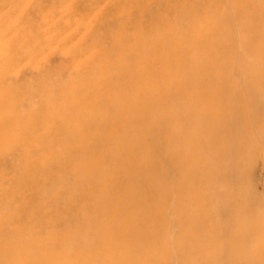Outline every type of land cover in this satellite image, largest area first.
Wrapping results in <instances>:
<instances>
[{"label": "rangeland", "instance_id": "rangeland-1", "mask_svg": "<svg viewBox=\"0 0 264 264\" xmlns=\"http://www.w3.org/2000/svg\"><path fill=\"white\" fill-rule=\"evenodd\" d=\"M8 1L45 98L1 108L0 264H264V0Z\"/></svg>", "mask_w": 264, "mask_h": 264}, {"label": "bare ground", "instance_id": "bare-ground-1", "mask_svg": "<svg viewBox=\"0 0 264 264\" xmlns=\"http://www.w3.org/2000/svg\"><path fill=\"white\" fill-rule=\"evenodd\" d=\"M8 0H0V2H4L6 4ZM110 1V0H109ZM9 2V1H8ZM11 2V0H10ZM10 4V3H9ZM101 4V3H100ZM76 5V4H75ZM111 6V4H109ZM4 4L1 5L0 4V15L3 12L4 9ZM69 7V6H68ZM107 7V6H106ZM105 7V8H106ZM104 8V9H105ZM110 8V7H109ZM33 9V8H32ZM72 9V8H71ZM103 9V10H104ZM31 8L26 6H15L12 8V10H10L11 12H6L5 13V19H1L0 18V163L2 164H7L8 165V160L12 154V150H15V152L17 150H19L21 147V145H17V144H13V142L11 141L10 137H7V134L12 131L14 128L18 127L21 131H23V133L26 132H30L31 129V124L29 122H31V117L29 119V115L27 114V107H25L19 114L15 115L14 117H6L4 116V112L1 110L2 107H10V108H18V107H23L26 104H28L30 101L32 102L33 100L38 101V99H44L45 96H42L40 93H34V90L32 89L31 85L29 83L26 84H18L15 85L13 84V81H20L23 80L25 75L28 74L27 73V69L29 68V65H26L25 67L21 68V63H22V56L23 54L20 53L23 50H19V48L16 47V45H21L22 47H29L32 45H37L38 43L41 42V39H37V35L36 38L35 36L33 37L32 35H28L25 30H22L20 28V20H17L16 22L12 23L13 19L16 17V14L19 13L20 11L23 12V14H28L30 12ZM96 10V9H95ZM70 11V10H69ZM99 11V10H98ZM105 11V10H104ZM99 14V13H98ZM100 15V14H99ZM40 17V16H39ZM54 18V17H53ZM97 18V17H96ZM121 18V17H120ZM61 20V19H60ZM25 21V20H24ZM53 20L51 18H49L48 22H52ZM120 22V21H119ZM24 26V25H23ZM108 27V26H107ZM72 29V28H71ZM70 29V30H71ZM120 29V28H118ZM18 31V32H17ZM123 31V30H122ZM16 34V36H14ZM39 35V34H38ZM51 36V35H50ZM59 37V36H58ZM46 38V37H45ZM48 38V37H47ZM46 38V39H47ZM68 38V37H67ZM19 39V40H18ZM45 39V40H46ZM19 43H18V41ZM50 40V39H49ZM52 41V39L50 40ZM59 41V40H58ZM44 42V41H43ZM47 42V41H46ZM107 45V44H106ZM118 46H120L119 44H117ZM55 47V46H54ZM154 47H158L156 44L154 45ZM116 48V47H115ZM43 50V49H42ZM97 52V51H96ZM159 52H161V50H159ZM22 54V55H21ZM28 56V55H27ZM24 59V58H23ZM38 59V58H37ZM52 60V59H51ZM38 61V60H37ZM162 60L158 59L157 57L154 58V65L149 69V71H145L144 73L146 74V76L149 77H154L155 74H158L161 72L165 73L167 70V60H166V65L165 63L161 62ZM36 63V62H35ZM161 64V65H160ZM35 66V65H34ZM42 66V65H41ZM163 66H165L164 68H162ZM43 67V66H42ZM47 67V66H46ZM39 68V66H38ZM44 69V67H43ZM191 69V68H190ZM192 70V69H191ZM41 71V70H40ZM43 72V71H42ZM144 73L140 74L143 75ZM151 74H153L152 76H150ZM29 75V74H28ZM45 75V74H44ZM47 75V74H46ZM121 75L123 77H128V75L126 74V71H123L121 73ZM52 77V76H51ZM50 77V78H51ZM138 78L135 77L134 75H132L130 78ZM48 78V77H47ZM32 79V78H30ZM25 80V79H24ZM23 80V82H24ZM42 80V79H41ZM50 80V79H49ZM137 80V79H135ZM47 81V80H46ZM54 81V78H53ZM21 82V81H20ZM26 82V81H25ZM29 82V81H28ZM44 82V81H43ZM50 82V81H49ZM18 83V82H16ZM51 83V82H50ZM55 83V82H54ZM39 84H37L38 86ZM41 85V84H40ZM48 85V84H47ZM53 85V84H52ZM59 85V84H58ZM55 86V85H54ZM37 88V87H36ZM39 88V87H38ZM60 87H58L59 89ZM33 92H32V90ZM158 90L160 89V87L158 86H153L152 90ZM34 93V94H33ZM47 93V92H46ZM39 102V101H38ZM36 106V105H35ZM33 107V105H32ZM31 107V108H32ZM49 107V105H48ZM52 109V108H51ZM27 119V120H24ZM167 119V118H166ZM24 120V122H23ZM169 120V119H168ZM205 122V121H204ZM62 126V125H61ZM34 127V126H33ZM39 131V130H38ZM61 135V134H60ZM59 136V135H57ZM62 136V135H61ZM60 137V136H59ZM61 138V137H60ZM13 139V138H12ZM26 144V145H25ZM25 146L28 145V142L24 143ZM6 150V152L4 151L2 153V149ZM25 148V147H24ZM29 148V145H28ZM17 153V152H16ZM13 156V154H12ZM11 159V158H10ZM154 159V158H153ZM14 161V160H13ZM12 161V163H13ZM26 159H24V163L26 164ZM10 162V161H9ZM11 163V162H10ZM118 164H120V162L116 161L114 163H112L111 165H109L106 168L109 169H115L118 166ZM2 167V166H1ZM122 169H125L126 171L132 173H139L142 172L140 171L141 168H134L131 167L129 163H127V165H122L121 166ZM47 168H50L47 167ZM5 169H1L0 168V172H3ZM105 169L100 168L96 165V168H92L88 170L87 174H93L96 175L99 174L100 172H103ZM5 174V172L3 173ZM98 176V175H97ZM126 179V178H125ZM113 180L112 177L108 176V180L104 183L101 182L99 179V176L95 178V181H92L90 184V186H92L93 188H97L100 189L101 191L104 190L107 192V196L110 197L108 201L104 200L103 196L100 195L99 197H96L98 200V203L100 205V207L102 206V208H107L108 210L111 209L113 206L117 208V211L119 213H121V207L124 205L123 200L125 199L124 196H119L116 195L114 198H112V196L110 195V193H108L109 191L107 190V187L110 183V181ZM36 183V181H35ZM49 183V182H48ZM33 197V196H32ZM111 207V208H110ZM110 223V221H108V224ZM107 224V223H106ZM120 226V225H119ZM120 233L121 235H125L126 234V230L123 227L120 226ZM123 228V229H122Z\"/></svg>", "mask_w": 264, "mask_h": 264}]
</instances>
